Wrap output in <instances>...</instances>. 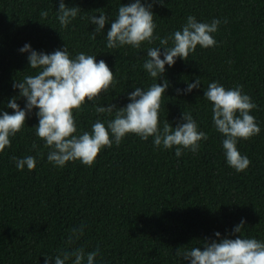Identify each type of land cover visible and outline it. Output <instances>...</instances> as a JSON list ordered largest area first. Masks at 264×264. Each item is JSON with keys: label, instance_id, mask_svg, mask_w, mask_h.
I'll use <instances>...</instances> for the list:
<instances>
[{"label": "trees", "instance_id": "trees-1", "mask_svg": "<svg viewBox=\"0 0 264 264\" xmlns=\"http://www.w3.org/2000/svg\"><path fill=\"white\" fill-rule=\"evenodd\" d=\"M63 2L81 9L67 28L57 19L60 0H0V111L12 114L7 103L14 97L25 107L26 100L13 88L15 80L37 71L29 68L28 53L20 52L25 44L48 54L67 46L71 57L81 52L96 56L97 63L104 60L113 72L117 83L97 106L123 108L135 87L146 90L166 79L170 87L162 98L161 125L167 120L175 128L183 122L182 113L189 112L208 139L201 141L198 152L184 151L177 158L175 148H157L151 137L143 141L128 134L119 146L102 149L91 167L80 161L58 167L48 161L51 149L36 135L38 109H33L22 131L10 137L11 147L0 153V264H45L48 256L53 258L47 264H55L60 252L80 247L85 253L99 248L94 264H188L177 256L179 248L202 246L205 239H216L217 232L235 239L233 229L241 220L243 237L264 242V0L153 3L159 37L182 30L189 15L198 22H221L213 34L215 47L198 45L187 62L177 58L173 66L165 65L159 81L143 68L147 49L158 47L159 40L144 42L139 49H109L110 22L91 38L97 26L88 17L99 18L96 10H101L114 20L119 6L134 0ZM42 12H48L47 18ZM196 78L201 80L198 89L177 95L176 89L183 92ZM214 81L226 89L243 86L258 106L250 114L260 134L237 143L251 161L244 172L227 164L224 137L216 131L212 104L204 98ZM73 115L78 134L91 132L97 120L106 125L113 118L97 113L91 102ZM26 156L36 159L32 171L26 166L18 170L12 159ZM81 225L83 235L69 244L71 230Z\"/></svg>", "mask_w": 264, "mask_h": 264}, {"label": "clouds", "instance_id": "clouds-1", "mask_svg": "<svg viewBox=\"0 0 264 264\" xmlns=\"http://www.w3.org/2000/svg\"><path fill=\"white\" fill-rule=\"evenodd\" d=\"M161 0H134L127 5H120L118 15L114 20L101 10L97 15L88 17L90 23L96 25L91 38L96 39L102 34L106 23H111L107 32V47L115 49L131 46L139 49L144 42L153 44L159 40L158 47L147 49V59L143 68L154 80H162L166 71L165 65L171 67L180 58L187 62L190 54L195 53L197 46L204 49L217 45L214 35L218 31L220 20L211 23L198 22L195 16L189 15L182 30L175 31L170 36L155 35L157 25L154 23L152 12L153 3ZM162 4V3H161ZM81 13L78 7H66L60 0L57 19L62 28H67ZM45 18L48 12H42ZM227 23V21H225ZM171 41V46L169 42ZM163 49V52H161ZM21 53H28L29 68L37 70L34 75H25L22 81L15 80L13 88L19 90V96L26 100L25 107L20 108L12 98L7 108L12 114L0 111V153L11 147L10 137H15L25 127L28 114L38 109V126L36 135L45 142V147L51 149L47 159L58 167H64L68 162L80 161L85 166H93L101 150L111 148L113 143L120 145L128 134H135L141 140L153 139L155 147L171 150L175 148V155L179 158L184 151L196 153L201 147V141L208 136L198 129L196 120L189 112L182 113L183 122L175 128L165 120L161 125L159 113L162 98L165 96L170 82L163 79V84L153 83L148 89L135 87L128 95V103L123 108H117L109 103L107 107L97 106V101L114 88L117 81L113 72L104 60L96 61V56L81 52L74 58L70 56L67 46L63 50L53 53L37 52L29 44H25ZM163 56V59H161ZM201 85L200 78L195 83H188L177 95L188 94ZM204 98L212 104L213 124L224 137L222 146L227 164L237 172H244L251 164L246 155L238 151L239 140H249L260 134V127L256 118L250 113L257 109L251 97L243 92V86L226 89L218 82H211L204 91ZM86 102L95 106L99 114L113 116L106 125L97 120L91 132L83 131L78 134L74 111L79 114ZM33 149L37 145L33 143ZM18 170L29 171L36 167V159L26 156L23 159L12 158ZM84 226L73 228L68 238L72 244L83 235ZM245 221L233 229L235 239L221 238L219 232L216 239L203 241L202 246L179 248L177 256L188 264H264V242L255 238H245L241 235L245 230ZM100 254L99 248L85 253L83 247L71 251L64 250L55 257V264H94ZM53 257H45V264Z\"/></svg>", "mask_w": 264, "mask_h": 264}]
</instances>
